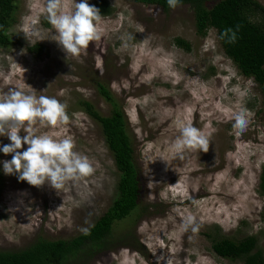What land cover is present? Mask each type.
<instances>
[{
	"label": "rangeland",
	"instance_id": "1",
	"mask_svg": "<svg viewBox=\"0 0 264 264\" xmlns=\"http://www.w3.org/2000/svg\"><path fill=\"white\" fill-rule=\"evenodd\" d=\"M103 1L110 12L99 25L101 39L78 58L67 57L54 42L46 0L13 3L14 23L6 33L17 44L0 48V93L16 89L66 103L68 124L40 131L58 140L71 137L95 171L62 190L34 187L4 173L3 162L12 155L0 151V250H21L35 237L71 239L110 206L118 173L98 123L78 105L82 101L99 117L110 115L111 104L120 109L139 187L135 210L112 223L110 250L85 264H242L216 256L211 245L248 236L255 237L264 261V197L258 194L264 109L256 85L223 55L213 29L203 37L197 33L188 5L163 10L141 0ZM254 1L264 8V0ZM64 6L72 10V0ZM32 21L41 38L27 40L24 25ZM126 33L134 39L125 49L120 37ZM32 45L48 55L34 58L26 50ZM240 106L251 122L237 135L232 113ZM188 124L208 136L207 153L178 154L172 147ZM10 143L0 136V148ZM188 214L200 224L195 234L180 229Z\"/></svg>",
	"mask_w": 264,
	"mask_h": 264
},
{
	"label": "trees",
	"instance_id": "2",
	"mask_svg": "<svg viewBox=\"0 0 264 264\" xmlns=\"http://www.w3.org/2000/svg\"><path fill=\"white\" fill-rule=\"evenodd\" d=\"M14 1L0 0V48L17 44L6 33L14 23ZM141 1L156 4L163 10L169 8L167 0ZM211 2L212 6L206 9L205 4ZM180 4H186L192 9L195 29L201 37L205 36L208 29L215 31L223 55L233 62L241 76L251 79L256 85L264 109V8L254 0H180ZM90 5L98 8L102 16L110 12L103 0H93ZM43 25L47 27L48 24L44 22ZM226 29L236 32L235 43H228L220 38ZM173 44L176 47L185 46L179 39H175ZM26 50L36 59L48 55L47 49L40 45H32ZM98 89L110 101L103 87L98 86ZM78 105L98 123L106 149L111 153L118 173L115 196L108 209L89 228L90 234L82 233L67 240L35 237L21 250H0V264H85L97 252L110 250V245L113 244L112 223L124 219L137 207L138 172L133 163L132 148L120 109L111 104L114 107L110 115L99 117L86 102L80 101ZM258 194L264 197V166L259 175ZM261 220L264 221V208ZM211 249L223 259L241 261L242 264H264L253 236L236 242L225 238L212 241Z\"/></svg>",
	"mask_w": 264,
	"mask_h": 264
},
{
	"label": "clouds",
	"instance_id": "3",
	"mask_svg": "<svg viewBox=\"0 0 264 264\" xmlns=\"http://www.w3.org/2000/svg\"><path fill=\"white\" fill-rule=\"evenodd\" d=\"M167 4L175 9L180 5V0H167ZM46 12L48 23L54 30L53 40L67 57L78 58L91 43L101 39L99 25L103 16L88 0H80L79 3L72 0V10H65L64 0H46ZM35 24L32 21L24 25L27 40L41 38ZM220 38L228 43L237 40L236 32L232 29L224 30ZM120 39L122 47L126 49L131 46L134 37L126 33ZM232 120V128L237 135L243 134L251 122L248 110L243 106L233 111ZM68 122L67 104L55 97H37L16 89L0 93V136H7L11 142L0 151L6 156L12 155L11 160L3 162L4 173L17 175L20 181L34 187L47 184L56 191L64 189L69 183L91 177L95 171L93 163L87 155L74 150L76 146L71 137L58 140L50 133L40 131ZM24 145H27V149L21 151ZM209 146L208 136L191 124L181 128L180 135L172 145L178 154L198 150L207 153ZM180 229L195 234L200 230V224L194 215L188 214ZM80 231L85 235L90 234L89 228H81Z\"/></svg>",
	"mask_w": 264,
	"mask_h": 264
}]
</instances>
